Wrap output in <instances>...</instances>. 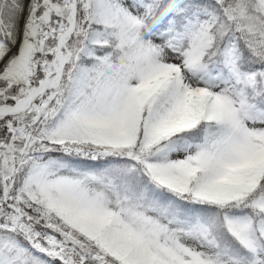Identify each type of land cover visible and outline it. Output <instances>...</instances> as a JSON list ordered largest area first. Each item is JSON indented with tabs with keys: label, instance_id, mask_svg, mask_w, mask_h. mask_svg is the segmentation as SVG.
<instances>
[{
	"label": "snow or ice",
	"instance_id": "6c2138e0",
	"mask_svg": "<svg viewBox=\"0 0 264 264\" xmlns=\"http://www.w3.org/2000/svg\"><path fill=\"white\" fill-rule=\"evenodd\" d=\"M0 264H264V0H0Z\"/></svg>",
	"mask_w": 264,
	"mask_h": 264
}]
</instances>
